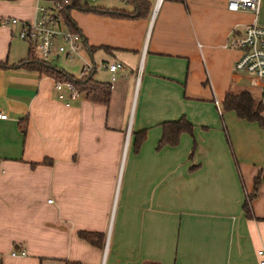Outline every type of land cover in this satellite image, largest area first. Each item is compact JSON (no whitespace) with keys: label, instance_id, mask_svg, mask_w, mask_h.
<instances>
[{"label":"crops","instance_id":"crops-1","mask_svg":"<svg viewBox=\"0 0 264 264\" xmlns=\"http://www.w3.org/2000/svg\"><path fill=\"white\" fill-rule=\"evenodd\" d=\"M6 1L0 17L6 7L33 21L35 0ZM122 2L91 6L132 11ZM153 2L139 18L71 12L86 47L82 66L110 84L106 106L79 93L67 106L51 77L0 68V264H260L264 129L221 109L227 92L264 101V85L234 72L240 53L227 46L253 15L228 10V0ZM257 22L264 26V0ZM15 30L0 25L6 65L30 55ZM112 63L121 67L111 72ZM183 116L192 133L158 148L161 124ZM79 231L102 233L101 247Z\"/></svg>","mask_w":264,"mask_h":264},{"label":"built area","instance_id":"built-area-1","mask_svg":"<svg viewBox=\"0 0 264 264\" xmlns=\"http://www.w3.org/2000/svg\"><path fill=\"white\" fill-rule=\"evenodd\" d=\"M36 13L33 21H20L14 18L0 17V25L16 27L11 36L28 45H32L36 53L44 60L50 61L53 57L64 55L72 59L79 55L83 37L77 32L68 30L64 25L63 12L70 0H35ZM84 2H96L97 0H82ZM126 1V0H122ZM162 0H155L156 6ZM261 0H228L227 9L230 11H249L253 20L249 23L240 37L231 35L228 47L237 49L239 56L235 60L233 70L237 74L250 77L252 81L264 85V26L259 25L258 15ZM121 67L120 63L106 65L111 72ZM95 67L90 63H83L79 77L93 72ZM111 81L115 76H111ZM54 92L56 98L70 105L71 101L78 97V92L70 82H55ZM264 102V101H263ZM6 114L0 111V119H5ZM10 256H22L23 250H12ZM260 264H264V247L256 251Z\"/></svg>","mask_w":264,"mask_h":264},{"label":"trees","instance_id":"trees-1","mask_svg":"<svg viewBox=\"0 0 264 264\" xmlns=\"http://www.w3.org/2000/svg\"><path fill=\"white\" fill-rule=\"evenodd\" d=\"M183 2V0H175ZM132 5V11H125L120 9H104L96 6H91L87 2L82 0H70V3L66 5L63 12V20L65 27L73 32L79 34L80 31L76 27L75 22L71 17V12L74 10L80 11H94L100 13H107L118 17H131L139 18L147 14L151 4V0H128ZM82 36V35H81ZM84 39L82 40V46L84 45ZM29 57L22 59L13 65H6L0 62V68L9 67H22L24 69L36 70L40 74L51 77L55 82H70L79 94H82L85 99L102 105H108L110 101L111 87L109 83L101 82L94 79V72L79 77L74 76L66 72L63 69L56 67L52 61L42 59L35 51L32 45H28ZM86 48V47H85ZM221 109L225 111H234L239 119H244L250 122H256L262 129H264V102L263 100H256L253 96L247 92L232 93L227 92L223 98ZM19 127L21 131L24 129V121L20 122ZM162 135L157 143V147L160 148L165 145L175 146L181 134L192 133V124L183 116L175 121H166L161 124ZM145 130H141L135 133V149L141 143L145 136ZM262 177L260 173L254 178L253 187L249 194H247L243 209L247 217L252 216L251 203L257 195L259 186L261 184ZM78 236L88 243L101 247L104 239V235L99 232L79 231ZM64 264H83L79 261L65 260Z\"/></svg>","mask_w":264,"mask_h":264},{"label":"rangeland","instance_id":"rangeland-1","mask_svg":"<svg viewBox=\"0 0 264 264\" xmlns=\"http://www.w3.org/2000/svg\"><path fill=\"white\" fill-rule=\"evenodd\" d=\"M20 1L21 0H16L17 3H21ZM13 2H15V0H8V1H6V3H9V4H12ZM96 2H97L98 5H103V6L126 7L125 2H122V0H97ZM96 2H89L88 4L91 5V4H94ZM154 3H155V0L152 3L153 6H154ZM21 5L23 7H27L28 4L22 3ZM1 12L3 13L1 15V17L14 18L16 20H19L16 17V14L13 11V8L11 9V8L3 7V9L1 10ZM82 53H83V51H80L79 52V55L78 56H74L72 59H67V58H65L64 55H59L58 59L55 58L56 60L52 61V63L56 67H58L60 69H63L66 72H68L70 74H73L74 76H77L78 73L81 71V67H82V58H81L82 57L81 56ZM96 77H98V76H96ZM252 90L253 91H256L257 88H255V89L252 88ZM131 121H132V117H131Z\"/></svg>","mask_w":264,"mask_h":264}]
</instances>
